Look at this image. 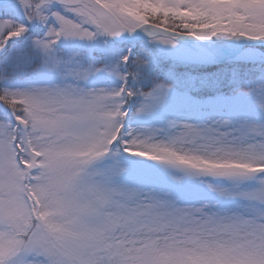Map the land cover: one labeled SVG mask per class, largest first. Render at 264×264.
Instances as JSON below:
<instances>
[{"label":"snow or ice","instance_id":"obj_1","mask_svg":"<svg viewBox=\"0 0 264 264\" xmlns=\"http://www.w3.org/2000/svg\"><path fill=\"white\" fill-rule=\"evenodd\" d=\"M0 264H264V0H0Z\"/></svg>","mask_w":264,"mask_h":264}]
</instances>
